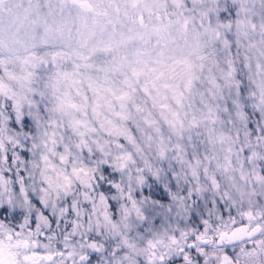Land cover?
I'll use <instances>...</instances> for the list:
<instances>
[{"label": "snow or ice", "instance_id": "obj_1", "mask_svg": "<svg viewBox=\"0 0 264 264\" xmlns=\"http://www.w3.org/2000/svg\"><path fill=\"white\" fill-rule=\"evenodd\" d=\"M0 264H264V0H0Z\"/></svg>", "mask_w": 264, "mask_h": 264}]
</instances>
